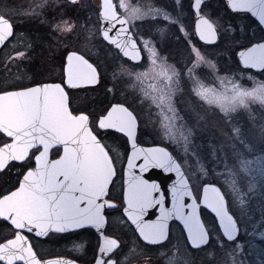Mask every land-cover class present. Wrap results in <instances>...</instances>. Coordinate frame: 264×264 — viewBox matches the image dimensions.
Here are the masks:
<instances>
[{
    "label": "snow or ice",
    "instance_id": "snow-or-ice-1",
    "mask_svg": "<svg viewBox=\"0 0 264 264\" xmlns=\"http://www.w3.org/2000/svg\"><path fill=\"white\" fill-rule=\"evenodd\" d=\"M204 3L205 0H191V11L195 14L194 35L203 44L214 45L219 39L218 31L216 24L202 14ZM78 5L79 0H63V3L40 0L35 6L40 11L33 9L31 16L43 15L41 22L48 24L62 39H74L78 37V25L65 17L75 15ZM119 7L124 9L123 16L113 0H102L97 10L104 25L99 30L100 39L115 49V58H126L131 63V67L121 65L122 75L139 79L144 73L136 69L150 64L148 70L167 81L165 89L151 98L164 114L161 143L138 146L140 116L126 103V98L121 100L111 88L106 91L112 99L99 114L87 108L70 107L66 89L88 92L94 91L97 85L106 87V67L99 61L90 62L78 51L70 50L61 58L59 83L0 87V137H3L0 139V174L13 169L17 173L15 185L0 190V222L11 229L10 238L6 236L0 241V264H74L62 258L40 259L27 234L44 238L52 233H77L81 229H94L100 237L91 264H126L123 255L128 245L126 236L148 246L171 243L172 221L182 227V235L172 237L177 247L198 250L210 246L211 241L223 249L222 264L227 261L242 264L236 257L243 245L237 242L234 248L228 247L230 242L238 240L239 213L247 202V192L242 190L237 176L256 171L264 177V157L249 159L231 144V154L224 153L221 157L227 169L223 181L220 175L211 174L203 166L199 174L193 176L187 157L190 146L199 147L192 145V137L194 129L201 127V121L206 119L207 110L194 99L193 107L184 109L181 115L172 105V96L180 88L186 72L185 83L190 80L194 85L193 97L216 105L223 115L217 114L215 118L228 126L232 114L239 109H247L251 102L264 105V80L248 76L253 86L247 88L237 79H229V86L223 92L208 86L204 82L207 77L201 79L198 70L205 66L214 70L216 65L205 50L193 43L192 34L183 26V14L173 16L151 5L134 7L126 5L124 0ZM226 7L232 12L250 14L264 32V0H226ZM146 17L162 18L175 27L176 32L161 27L157 29L159 38L147 34L149 38L143 39L137 21ZM13 36V17L8 15L7 9L0 11V46ZM172 37L186 45L187 60L179 70L167 63L168 57L161 55L164 43ZM261 40L264 41V36ZM142 51L146 55H142ZM24 55V52L17 53L20 57ZM236 56L237 63L244 69L264 73V42L240 45ZM230 132L229 140L245 143L240 127L231 125ZM108 134L126 137L130 148L126 160H120L119 154L115 160L110 155L111 148L104 142ZM258 138L264 144V125L259 128ZM164 140L169 146H164ZM176 145L183 148L184 155H174ZM229 159L238 161V167L229 168ZM155 169L168 174L167 179L172 182L162 187L150 175ZM117 179L122 181V190L113 196L110 188L115 189ZM202 208L212 215L218 231L206 226ZM106 209L120 212L116 221L121 229L119 233L105 234L111 226ZM150 212L154 218H146ZM75 249L83 251L84 245H76ZM168 264H181V261L173 256ZM258 264H264V259Z\"/></svg>",
    "mask_w": 264,
    "mask_h": 264
},
{
    "label": "rangeland",
    "instance_id": "rangeland-1",
    "mask_svg": "<svg viewBox=\"0 0 264 264\" xmlns=\"http://www.w3.org/2000/svg\"><path fill=\"white\" fill-rule=\"evenodd\" d=\"M34 1L35 5L33 9H35L36 12H39L40 10L35 8V6L40 2V0ZM124 2H128V5L134 7L151 5L155 8L164 9L173 16L183 14V26L186 31L192 34L191 38L193 43L205 50L209 54V58L216 65L214 70L206 66L198 70V75L201 79L207 77L204 82L208 84V86L215 87L218 91L223 92L229 86V79L235 78L241 85L247 88H251L253 86L252 81L247 79L248 76H252L257 80H264V73L245 71L235 64L232 57L233 51L237 49L239 50L240 45H249L260 39V37L258 39L257 36L260 32L258 27L246 16L241 14L231 15L229 13H227V15H220L218 13L215 14L213 11L214 9H206L205 13L207 12V15L212 12L211 14L214 16L212 19L217 24L220 31L219 44L215 47L208 48L200 45L199 42L193 38V16L190 10L191 0H124ZM61 3H63V0H61ZM98 6L99 0H80L77 11L79 12L81 19L77 21L73 16L65 17L66 19H71L72 22L78 25V37L74 39H62L60 35L55 33L48 24H42L41 21L44 19V16H39L42 18L35 21V29L33 32L35 34L34 38L36 48H39L38 36H40L42 46L44 47L57 49L63 45L64 48L66 47L65 49H75L84 52L86 56L97 63V58L101 54L99 51L105 46L104 43L101 42L97 29L95 30V21H93V18L97 19L96 7ZM143 21L144 25L140 30L143 39L149 38L147 34H151L159 38L157 29L161 27H167L170 32H176V28L169 25V23L164 21L162 18L154 19L152 17H146ZM43 25L45 28H43ZM45 29L48 33L50 31L54 40L59 43L54 40L51 42L49 40L50 38L44 33L46 31ZM185 52L186 45L182 42H177L175 37H172L164 43L161 55L168 57L167 63L175 66L179 70L181 68V64L187 60ZM109 72L110 68L106 66L107 78L109 76ZM115 76L116 78L123 79L125 81L124 85H120L119 83L116 85L118 86V88H116L118 93L127 94L129 98L138 94L140 97L148 101L149 95L143 92L141 85L137 82L138 79H135V77H126L125 75H122L121 72L117 73ZM186 79L187 73L185 72V79L181 80L180 88L175 92L177 94V111L183 115L184 109L193 107L194 99L196 104H199L202 108L207 110L206 119L201 121V127L194 129V135L192 137V145H198L199 147L193 148L190 146L187 157V160H193L195 163V175L199 174V168L200 166H203L211 174L220 175V179L223 181L227 176V169H225L224 163L221 161V157L224 153L231 154V144H235L236 148L249 159L264 157V144H262L258 138L259 128L261 125H264V105H260L257 102H251L247 109H239L236 113H233L230 124L225 126L220 122V120L215 118L217 114L221 116L223 115L219 108L217 107L216 109L213 105H209L198 98H194L191 91L194 85L190 80L185 83ZM209 81H211V83H209ZM107 88L108 86L106 85V87H101L99 90L96 89L88 92L77 91L74 96L77 100L80 99L79 102L82 103L84 100L87 101L92 98H94L95 101L103 98L107 99L109 96L106 91ZM130 94H132V96ZM143 99L142 101H145ZM127 103L134 108L137 113L140 112V108L136 103L134 104L131 100ZM146 103L143 102L144 109L141 111V116L142 119L145 120V125L156 122V127L161 128L164 121V115L160 112H153L155 117L151 119V109H147ZM86 105L89 110H92L90 104L86 103ZM197 111H199V109H197ZM244 119L248 125L245 124ZM231 125L240 127L241 139L244 140V144H240L239 140L228 139V137L231 136ZM161 137L162 134L161 136L158 135L157 139L161 141ZM112 139L117 141L116 136L112 137ZM222 146L223 151H221ZM178 150L179 151H176V153L184 155L182 147ZM193 152L195 154H193ZM227 163L229 168L238 167L239 164L238 161H234L233 159H229ZM201 179H206V177H201ZM237 180L240 183L242 190L247 192V196L245 197L247 202L244 205L242 212L239 213L241 218V236L239 238V243L243 245V251L245 249L246 250L243 252V258L240 253L237 254L236 258L240 262L243 259L242 264H252L254 251H264V177H261L258 172L252 171L250 174L239 173ZM250 187H253L252 191H248ZM258 239L260 240L259 246L253 245V242ZM228 247L234 248L235 245H228ZM256 247H258V249Z\"/></svg>",
    "mask_w": 264,
    "mask_h": 264
},
{
    "label": "flooded vegetation",
    "instance_id": "flooded-vegetation-1",
    "mask_svg": "<svg viewBox=\"0 0 264 264\" xmlns=\"http://www.w3.org/2000/svg\"><path fill=\"white\" fill-rule=\"evenodd\" d=\"M80 1V0H79ZM114 4L117 5V11L123 16L124 9L119 7L120 0H113ZM128 5V2H124ZM137 3V2H135ZM35 5L34 0H0V11H4L7 9L8 15L13 17V26H14V36L9 38L3 46H0V87L5 86L6 84H23L25 86H34V83L41 82H60L61 68L60 62L61 58L65 56V54L70 50L75 49H65L62 45L60 48H52V47H44L42 46V42L38 40L39 48L35 46V38H34V29H35V21L41 19L32 18L31 13L33 11ZM101 5V0H99V6L96 7L97 10ZM206 9H214V13H218L220 15H227L228 10L226 7V0H205V3L202 5V13L206 15L210 20L214 22L212 19L214 16L210 12L209 15L205 13ZM96 10V18H93L95 24V30L97 29L98 34L99 30L102 27V22L98 18V13ZM190 10H191V2H190ZM207 10V11H208ZM230 11V10H229ZM71 12V10H70ZM192 12V11H191ZM27 13V14H25ZM239 15H249L247 13H238ZM193 16V29L195 24V14L192 12ZM72 17V16H70ZM73 17L79 21L81 19L80 14L76 11V14ZM255 20V19H254ZM256 21V20H255ZM40 22V21H38ZM257 22V21H256ZM144 21H137V29L140 31ZM215 23V22H214ZM258 23V22H257ZM40 24V23H39ZM43 24V23H42ZM216 24V23H215ZM259 25V24H258ZM217 26V24H216ZM43 28L44 25H43ZM46 30V29H45ZM217 30L219 33L218 42L214 45H205L202 44L194 35L193 30V38L199 42L200 45L205 47H215L219 44L220 40V31L217 26ZM47 37H49L50 41L54 40L52 33L47 30L44 32ZM142 36V33H141ZM143 38V37H142ZM55 42H58L54 40ZM59 43V42H58ZM104 48H102L99 52L101 53L97 60L102 63L105 67L110 68L109 76L106 79V85L108 88H111L114 93L121 99L125 100L126 103L131 100L136 103L140 112L138 113L140 116V128L137 135V142L140 145L144 146H152L158 145L161 143L157 136L163 133L162 127H156V122L151 123L149 125H145V120L142 119L141 111H143V102L146 103L147 109H151L150 117L153 119L155 117L153 112L162 113L161 109H158L155 104L152 103V97L160 94L162 90L165 89L167 81L161 75H157L155 72H151L148 69L151 67L149 64L147 68L144 69H136L138 72L144 73L137 80V82L141 85L144 93L149 95L148 101L140 97V95L135 94V96L130 94L131 98L128 97L127 94H120L116 91L118 88V83L120 85H124L125 81L123 79L116 78V74L120 72V67L123 65L124 67H131V63L126 60V58H115L113 53L115 49L106 43H104ZM78 51L79 54L85 55L84 52ZM18 52H24L25 55L23 57L17 56ZM142 55H146L145 52L142 51ZM85 58L90 59L85 55ZM97 61V62H98ZM114 61V62H112ZM90 62L95 63L90 59ZM127 77V76H126ZM136 79V78H135ZM102 85H97L96 89L99 90ZM95 89V90H96ZM70 97V107H79V108H87L86 103L90 104L92 110L95 109L97 114L103 112L104 108L107 106L108 101L112 99L111 94H109L107 99H101L95 101L94 98L84 100L83 103L79 102L80 99L74 96L77 91L81 90H68ZM74 98V99H73ZM145 100V101H142ZM177 94L175 93L172 96V105L177 109L176 105ZM141 100L142 104H141ZM85 102V103H84ZM128 104V103H127ZM129 105V104H128ZM130 106V105H129ZM217 109L216 105H213ZM88 109V108H87ZM134 109V108H133ZM163 114V113H162ZM164 115V114H163ZM116 136V140L114 141L112 137ZM3 137H0L2 139ZM115 142H113V141ZM10 142V141H9ZM107 146H110L111 151L110 155L113 156L114 160L119 154L120 160H126L130 148L127 144L126 137L121 136L120 134H108L104 141ZM164 146H169V142L164 140ZM181 149L180 145H176V149L174 151V155H176V151ZM170 151L173 149L170 147ZM55 158V157H53ZM187 166L192 169V174L195 176V163L193 160H187ZM118 173H119V165H118ZM16 169H13L11 172H5L0 174V190L7 189L15 185L16 182ZM121 183L120 179L115 181V189L110 188V192H112L113 196L118 195L121 192ZM118 203V202H117ZM106 215H109L111 226L106 230L105 234H115L119 233L121 229L119 228L116 221L120 217L119 211H110L106 209ZM201 216L204 220L206 226H210L214 229V231H218L216 228V221L213 219L212 215L206 210L201 209ZM240 226V234L238 240L236 242H230L229 245H235L239 242V238L241 236V224ZM29 240L32 243L34 251L37 252V255L42 260H55V259H67L70 261H74V264H91L94 257L96 256L97 249L100 244V237L98 233L94 229H81L77 233H65V234H56L52 233L48 237L39 238L35 237L32 234H27ZM182 235V227L176 222L172 221L170 224V239L172 242L168 241L163 242L161 245L156 246H148L145 245L143 241H137L134 237H125V240L128 242L127 247L124 249L123 255L126 259V264H168L169 258L175 256L180 261L181 264H184L186 261L187 264H222L223 249L216 247L214 244L210 246H204L201 249H192L190 247H177L176 240L172 237L181 236ZM11 236V229L0 222V241L4 239V237ZM259 239L253 242V245L259 246ZM262 242V241H261ZM84 245L83 251H76V245ZM258 249V247H256ZM264 249V248H263ZM246 250V249H245ZM244 250V251H245ZM240 252L243 258V252ZM263 252H259L258 250L254 251L252 264H258L261 259H264ZM243 261V259H242ZM241 261V262H242ZM225 264H229V261L225 262ZM251 264V263H249Z\"/></svg>",
    "mask_w": 264,
    "mask_h": 264
},
{
    "label": "water",
    "instance_id": "water-1",
    "mask_svg": "<svg viewBox=\"0 0 264 264\" xmlns=\"http://www.w3.org/2000/svg\"><path fill=\"white\" fill-rule=\"evenodd\" d=\"M114 3V2H113ZM101 4H102V0H101ZM203 14V13H202ZM102 22V21H101ZM102 27H104L103 23H102ZM101 27V28H102ZM217 27V26H216ZM194 28H195V24H194ZM218 31V30H217ZM218 36H219V33H218ZM201 42V41H200ZM218 42V41H217ZM257 42H264L262 40H259V41H256V42H253V43H257ZM203 43V42H201ZM249 46H251V44H249ZM239 51V50H238ZM237 51V53H238ZM79 54V53H78ZM237 57V56H236ZM87 59V58H86ZM242 67V66H241ZM250 70H254V71H257L255 69H250ZM259 72V71H257ZM138 146L140 147H149V146H144V145H140L138 142H137ZM153 146V145H152ZM130 153V152H129ZM150 175L153 177V179H155L157 182L161 183L162 187L166 186V185H169L172 181L168 180L167 179V175L166 173H164L162 170H159V169H155L153 170ZM174 179V177H173ZM170 206V204L168 205ZM154 211V210H153ZM146 218H154L151 214V212L149 213V217H146ZM240 227V226H239Z\"/></svg>",
    "mask_w": 264,
    "mask_h": 264
},
{
    "label": "trees",
    "instance_id": "trees-1",
    "mask_svg": "<svg viewBox=\"0 0 264 264\" xmlns=\"http://www.w3.org/2000/svg\"><path fill=\"white\" fill-rule=\"evenodd\" d=\"M228 13L231 14V15H239L238 13H233V12H231V11H229V10H228ZM246 17L249 18V20L252 21V22L258 27V29H259L260 32H259V34H258L257 36H258V39H259V37H260V39H261V36H264V32L261 31V27L258 25V23H257V22H256V21H255L250 15H246ZM237 50H238V49H237ZM237 50H234V51H233V53H232V57H233V59H234L235 64L238 65L239 67H241V66L237 63V59H236V51H237ZM241 68H242V67H241ZM242 69L245 70V71H252V70H248V69H244V68H242ZM244 117H245V116H244ZM245 119H246V118H245ZM245 119H244V121H245V124H246V123H247V122H246L247 119H246V120H245ZM246 125H248V124H246Z\"/></svg>",
    "mask_w": 264,
    "mask_h": 264
}]
</instances>
